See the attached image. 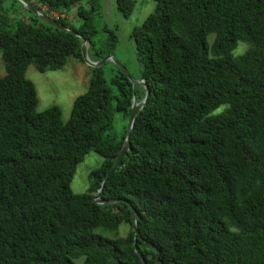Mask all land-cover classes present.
<instances>
[{"label": "trees", "instance_id": "1", "mask_svg": "<svg viewBox=\"0 0 264 264\" xmlns=\"http://www.w3.org/2000/svg\"><path fill=\"white\" fill-rule=\"evenodd\" d=\"M29 1L81 34L92 60L115 52L117 29L96 22L103 0ZM135 3L116 0L125 18ZM130 38L135 78L150 95L107 178L133 97L146 88L105 63L68 120L59 105L38 110L29 65L83 59V40L19 0H0V264H144L140 254L146 264H264V0H155ZM240 42L249 47L236 54ZM90 151L103 161L76 193L71 182ZM106 178L102 199L120 200L98 204Z\"/></svg>", "mask_w": 264, "mask_h": 264}, {"label": "rangeland", "instance_id": "2", "mask_svg": "<svg viewBox=\"0 0 264 264\" xmlns=\"http://www.w3.org/2000/svg\"><path fill=\"white\" fill-rule=\"evenodd\" d=\"M155 0H136L133 14L125 18L117 9L116 0L102 1V15L97 17V26L101 30L104 25L116 28L118 44L114 54L135 77L139 69L137 63L134 41L130 38V33L134 27L143 23L145 18L154 11ZM47 10V7H43ZM53 15L58 16L57 13ZM69 18L76 25L80 21L76 16V9L69 12ZM249 47L248 43L240 42L235 50L236 54L244 52ZM107 67L115 64L111 60L107 61ZM95 67L89 65L86 60L71 56L64 67L58 70L40 71L33 64L27 69V77L35 84L38 95V110L42 111L51 105H59L62 110L63 119L66 121L71 116L72 107L75 99L86 92L89 87L90 79ZM6 74L5 62L0 52V77ZM123 115L117 113L115 128L120 133L123 128ZM103 157L96 151H90L82 162L77 165L75 174L71 182V188L76 193L88 190L89 173L99 166ZM129 231V225L124 224L119 230V235L125 236ZM78 264L82 259H77Z\"/></svg>", "mask_w": 264, "mask_h": 264}, {"label": "water", "instance_id": "3", "mask_svg": "<svg viewBox=\"0 0 264 264\" xmlns=\"http://www.w3.org/2000/svg\"><path fill=\"white\" fill-rule=\"evenodd\" d=\"M26 8H28L29 10H31L40 20H42L43 22H46L56 28H60V29H66L68 31H71L72 33L76 34L77 36H79L83 41H82V45H81V49H82V56L83 59L87 61V63L93 67H101L102 65H104L107 61L111 60L112 62H114L127 76L128 78L131 80V82L133 84L135 83H140L142 84L145 88H146V96L143 100L138 101L137 98L134 96L133 97V102H132V112L130 115V119H129V124H128V128H127V135H126V139L124 142V145L113 165V167L111 168L107 178L109 176H111L113 174V172L116 170L117 166L119 165L123 155L131 148V143H130V139H131V134H132V129H133V125L136 119V116L139 112V110L145 106V104L148 101L149 95H150V88L148 83L143 80V79H136L135 77H133L131 75V73L128 71V69L121 63L119 62V60L117 59L116 55L114 53H111L109 55H107L106 57L100 59L99 61H94L90 58L89 56V42L81 35L79 34L76 30L67 28L65 26H63L61 23H59L57 20L51 18L50 16L45 15L44 13H42L41 11H39L35 5L30 2L29 0H19ZM107 178L105 179V181L102 184V187L98 190L96 196L94 197V201L98 204H109V203H114L116 201H119L120 199L116 198V199H111V200H103L102 199V191H103V186L105 185V182L107 180ZM133 209V220H134V226H135V230L136 232H138V226H137V212L135 208ZM138 251V250H137ZM140 256L142 257V260L144 262V264H146L145 258L143 257L142 254H140Z\"/></svg>", "mask_w": 264, "mask_h": 264}]
</instances>
